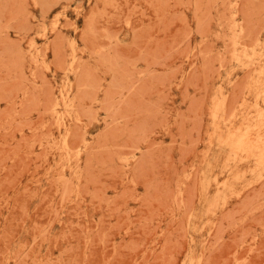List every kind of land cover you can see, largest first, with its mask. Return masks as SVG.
I'll return each mask as SVG.
<instances>
[{
    "label": "rangeland",
    "instance_id": "374dc122",
    "mask_svg": "<svg viewBox=\"0 0 264 264\" xmlns=\"http://www.w3.org/2000/svg\"><path fill=\"white\" fill-rule=\"evenodd\" d=\"M257 137L264 0H0V264H264Z\"/></svg>",
    "mask_w": 264,
    "mask_h": 264
},
{
    "label": "bare ground",
    "instance_id": "6f19581e",
    "mask_svg": "<svg viewBox=\"0 0 264 264\" xmlns=\"http://www.w3.org/2000/svg\"><path fill=\"white\" fill-rule=\"evenodd\" d=\"M249 136V135H248ZM260 142V146L259 145H253L251 146L250 144H248L246 142L245 139L241 140V141H237V146H239L241 150H245L246 151V155L243 153V156L245 158L251 156L252 154L250 153V151H254L255 154H257L258 158H263L264 157V141L263 140H259L258 137L255 138ZM235 154L237 155L238 153L235 152Z\"/></svg>",
    "mask_w": 264,
    "mask_h": 264
}]
</instances>
